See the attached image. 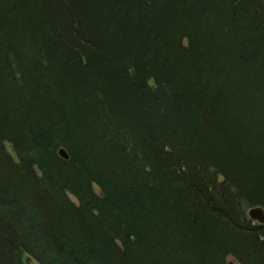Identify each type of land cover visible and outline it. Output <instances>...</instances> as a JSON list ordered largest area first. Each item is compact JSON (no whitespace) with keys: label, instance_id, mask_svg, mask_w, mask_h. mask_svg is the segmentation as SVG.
Masks as SVG:
<instances>
[{"label":"trees","instance_id":"16d2710c","mask_svg":"<svg viewBox=\"0 0 264 264\" xmlns=\"http://www.w3.org/2000/svg\"><path fill=\"white\" fill-rule=\"evenodd\" d=\"M229 185L264 208V0H0V264H264Z\"/></svg>","mask_w":264,"mask_h":264},{"label":"rangeland","instance_id":"374dc122","mask_svg":"<svg viewBox=\"0 0 264 264\" xmlns=\"http://www.w3.org/2000/svg\"><path fill=\"white\" fill-rule=\"evenodd\" d=\"M15 48H17V44L15 45ZM21 48H22V52H23V58L26 60L27 58H29V60H31V55L30 54H28L29 53V51H28V49L26 48V46H25V44L23 45V46H21ZM14 58H16V56H11L10 57V59H11V62L12 63H14ZM28 60V61H29ZM34 60H40V61H42V62H46L47 63V61L48 60H46V59H44L43 58V56L41 55V58H39V57H35L34 58ZM45 64V63H44ZM46 65V64H45ZM45 65H43L44 67H45ZM36 67L37 68H39V66L38 65H36ZM38 71H40L39 69H38ZM51 71H56V69H55V67L53 66V68H48V70H47V74H49ZM45 74V71H42L41 70V75L43 76ZM62 75H65L62 71H56V74H55V76L56 77H58V76H62ZM52 77V76H51ZM50 82L51 83H54L53 82V80H50ZM149 83L150 84H152L153 83V81L152 80H150L149 81ZM53 87H54V89H55V85L53 84ZM50 88H52L51 86H49L48 85V88H47V90L49 91V89ZM244 112V114H246V111H243ZM242 120H243V117H242ZM113 128V127H112ZM102 140L103 138L101 137V138H99V140ZM104 139H106V138H104ZM257 140V142H259L260 143V141L258 140V139H256ZM77 141V140H76ZM4 147H5V150H6V153L9 155V156H11V158L12 159H14V160H18V155H17V153H16V151H15V148H14V146H13V144L11 143V142H9L8 140H6V141H4ZM60 149H63L65 152H66V154H67V158L66 157H64V156H62L61 154H60ZM58 150V152L56 151V155L58 156V157H60V158H62V159H65V160H68L69 159V154H68V152L66 151V149L64 148V147H60L59 149H57ZM38 159V158H37ZM38 164L40 165L41 164V160H40V158L38 159ZM109 167H110V169L109 170H112V172L111 171H109V173L110 174H112V173H114V172H116L117 170H119V169H117V167H115V165L113 164V165H109ZM108 169V168H107ZM36 170H38V173L40 174L39 176H40V178H41V165L40 166H38V167H36ZM99 175V174H98ZM97 175V176H98ZM98 177H100V176H98ZM222 179H223V175L222 174H218V176H217V181L219 182V181H222ZM53 186H55L56 187V185H58V179L57 180H54L53 181ZM230 186V185H229ZM229 186H226L225 188H226V194H228V196L229 195H235V196H233L234 197V200L233 199H230L231 201H232V203H230L231 205H230V207L233 209V214L236 216V218L238 219V220H240V221H242L243 223H247V224H250V223H252V224H264V222H259L258 220H254L253 218H251L250 217V215H249V210L252 208V207H261L263 210H264V208L261 206V205H252V204H250V201H248L247 199H246V195L247 194H238V197H239V199H237V191H235V189L233 188V187H229ZM240 186V185H239ZM91 189H92V194H91V196H93V198L97 201V206L99 207V208H101L102 209V212H103V214H112L113 216L112 217H114L111 221L112 222H115V223H117V226L118 227H122V229H123V235H124V244L125 243H127V241H134V236L135 235H130V232H128L127 230H126V225H127V222L126 221H124V217H121L120 216V212H121V210L120 209H122V208H119L118 206H115V204H114V201L116 202V200H115V198L113 199L112 197L111 198H109V197H106L107 195H105V193H103V189L101 188V186L100 185H97V184H95V183H93L92 185H91ZM58 192V191H57ZM65 193L67 194V196L70 198V201L72 202V203H74L75 205H79V201L77 200V197L72 193V192H70V191H65ZM117 203V202H116ZM119 203V202H118ZM118 208H119V210L120 211H118ZM94 209V208H93ZM123 209L125 210V207H123ZM113 210V211H112ZM117 210V211H116ZM93 212H96V213H94V214H97L98 213V211H96V210H92ZM88 213H90V211L88 212ZM129 213V212H128ZM101 214V213H100ZM83 216H87V214H83ZM125 217H127V215H125ZM111 218V217H110ZM133 219V218H132ZM134 220V219H133ZM110 221V220H109ZM249 221V222H248ZM107 223V222H106ZM106 223H104L105 224V226H106ZM112 224V223H111ZM125 226V227H124ZM124 227V228H123ZM106 231H107V229L106 228H104ZM143 231V230H142ZM142 231H140V233L142 232ZM132 233V232H131ZM128 239V240H127ZM122 241V243H123V240H121ZM117 243H118V245H121L122 243L120 242V240H117ZM135 243V242H134ZM145 245V244H144ZM121 246H123V245H121ZM146 246V245H145ZM135 250V249H134ZM131 251H132V248H131ZM124 252L125 251H123V259H122V262H123V264H140L141 262L139 261V259H137L138 257H134V259L133 258H130V257H132V255H129V256H126L125 254H124ZM21 260H22V262H23V264H40V262L36 259V258H34L32 255H30V254H28L27 252H24V251H22L21 252ZM225 264H241L239 261H237L232 255H227L226 257H225Z\"/></svg>","mask_w":264,"mask_h":264},{"label":"water","instance_id":"95a60500","mask_svg":"<svg viewBox=\"0 0 264 264\" xmlns=\"http://www.w3.org/2000/svg\"><path fill=\"white\" fill-rule=\"evenodd\" d=\"M60 154L64 157H68L66 152L63 149H60ZM249 215L254 220H258L259 222H264V210L261 207H252L249 210Z\"/></svg>","mask_w":264,"mask_h":264}]
</instances>
